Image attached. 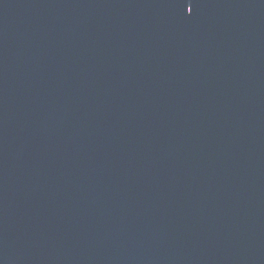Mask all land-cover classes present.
<instances>
[{"label":"water","instance_id":"obj_1","mask_svg":"<svg viewBox=\"0 0 264 264\" xmlns=\"http://www.w3.org/2000/svg\"><path fill=\"white\" fill-rule=\"evenodd\" d=\"M0 264H264V0H0Z\"/></svg>","mask_w":264,"mask_h":264},{"label":"snow or ice","instance_id":"obj_2","mask_svg":"<svg viewBox=\"0 0 264 264\" xmlns=\"http://www.w3.org/2000/svg\"><path fill=\"white\" fill-rule=\"evenodd\" d=\"M189 11H191V8L189 9Z\"/></svg>","mask_w":264,"mask_h":264}]
</instances>
